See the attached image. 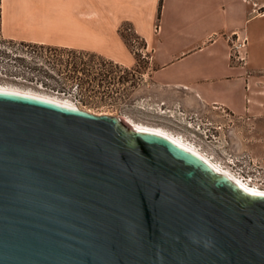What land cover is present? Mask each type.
Instances as JSON below:
<instances>
[{"label": "water", "instance_id": "obj_1", "mask_svg": "<svg viewBox=\"0 0 264 264\" xmlns=\"http://www.w3.org/2000/svg\"><path fill=\"white\" fill-rule=\"evenodd\" d=\"M0 264H264V194L119 116L0 90Z\"/></svg>", "mask_w": 264, "mask_h": 264}, {"label": "crops", "instance_id": "obj_2", "mask_svg": "<svg viewBox=\"0 0 264 264\" xmlns=\"http://www.w3.org/2000/svg\"><path fill=\"white\" fill-rule=\"evenodd\" d=\"M254 4L264 0H1V35L131 67L129 25L152 51L145 81L163 102L230 128H264V18ZM234 34L247 39L245 64L232 60Z\"/></svg>", "mask_w": 264, "mask_h": 264}, {"label": "rangeland", "instance_id": "obj_3", "mask_svg": "<svg viewBox=\"0 0 264 264\" xmlns=\"http://www.w3.org/2000/svg\"><path fill=\"white\" fill-rule=\"evenodd\" d=\"M1 18V13H0ZM135 50L140 62L131 67L121 65L132 72L129 82L120 77L111 95L84 96L80 98L75 88L65 85H30L11 72L20 66L15 63L16 53H22L9 45L0 32V88L19 90L65 101L73 106L96 114L115 115L130 124L161 128L194 145L207 157L244 182L264 189V128L256 121L247 128L229 127L226 121L202 114H182L176 106L163 102V92L149 88L145 81L152 51L140 37L135 39ZM36 63L38 59H33ZM119 73L118 76H123ZM107 89L105 88V91ZM86 101V104L83 102ZM183 111V110H182Z\"/></svg>", "mask_w": 264, "mask_h": 264}, {"label": "trees", "instance_id": "obj_4", "mask_svg": "<svg viewBox=\"0 0 264 264\" xmlns=\"http://www.w3.org/2000/svg\"><path fill=\"white\" fill-rule=\"evenodd\" d=\"M1 32V18H0ZM122 36L129 48L140 62V54L135 50V39L139 36L129 25H124ZM9 45L22 53H16L14 59L20 68L11 72L24 82L33 85H65L75 88L80 98L84 96L111 95L113 87L120 77L123 82H129L131 71L96 53L75 50L71 48L55 47L44 44L16 42L4 39ZM38 59L39 62L33 61ZM150 64L148 65V68ZM123 73V76H118ZM105 88L107 89L105 91ZM86 104V101H83Z\"/></svg>", "mask_w": 264, "mask_h": 264}, {"label": "bare ground", "instance_id": "obj_5", "mask_svg": "<svg viewBox=\"0 0 264 264\" xmlns=\"http://www.w3.org/2000/svg\"><path fill=\"white\" fill-rule=\"evenodd\" d=\"M0 90L22 92L24 94L35 95V96H38V97L46 99V100H51V101L56 102L58 104H62V105L70 106V107H76V106H73V104L71 105V104L65 102L64 100L61 101V100L53 98V97H47V96L38 95L35 93L19 91V90H11V89H6V88H0ZM127 124L137 128L141 131L152 132V133L159 134L161 136H165V137L169 138L170 140L174 141L175 143L182 146L183 148H186L187 150H190L191 152H194L195 154L202 157L204 160H206L214 168V170H216V172L221 173V174H225L226 176L232 178V180L234 182H236L239 186L246 188V189H249V190H252V191H255V192H258V193H261V194H264V189L250 185V184L244 182L243 180L239 179L237 176H235L234 174H232L228 170L220 167L218 164H216L214 161H212L209 157H207L202 151L197 149L194 145H191V144L181 140L179 137L169 133L168 131L161 129V128L160 129L159 128H151V127H147V126H143V125L130 124L128 122H127Z\"/></svg>", "mask_w": 264, "mask_h": 264}, {"label": "built area", "instance_id": "obj_6", "mask_svg": "<svg viewBox=\"0 0 264 264\" xmlns=\"http://www.w3.org/2000/svg\"><path fill=\"white\" fill-rule=\"evenodd\" d=\"M0 13H1V0H0ZM253 16L264 18V4L263 5L254 4ZM246 45H247L246 38H241L238 34H234L231 37V57L233 62H240L244 64L247 62V54L245 52ZM176 109L180 111L182 114H185L180 104L176 105ZM239 119L244 120L245 118L241 116L239 117ZM246 119L250 120L249 118Z\"/></svg>", "mask_w": 264, "mask_h": 264}]
</instances>
